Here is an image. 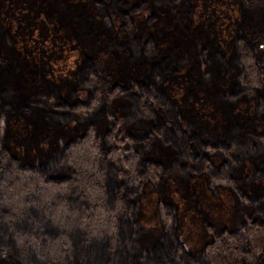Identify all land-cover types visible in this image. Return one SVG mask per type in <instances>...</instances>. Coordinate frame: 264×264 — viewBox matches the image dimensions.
Wrapping results in <instances>:
<instances>
[{
  "label": "trees",
  "instance_id": "16d2710c",
  "mask_svg": "<svg viewBox=\"0 0 264 264\" xmlns=\"http://www.w3.org/2000/svg\"><path fill=\"white\" fill-rule=\"evenodd\" d=\"M165 1L182 41L143 34L145 0H0V264H264V0ZM197 180L226 189L230 224L200 208L188 249Z\"/></svg>",
  "mask_w": 264,
  "mask_h": 264
},
{
  "label": "rangeland",
  "instance_id": "374dc122",
  "mask_svg": "<svg viewBox=\"0 0 264 264\" xmlns=\"http://www.w3.org/2000/svg\"><path fill=\"white\" fill-rule=\"evenodd\" d=\"M52 0H48V4H52ZM257 1L254 2L253 5V17L256 22H261L263 16L258 14L256 10ZM152 13L153 15H149ZM133 19L138 24V28H142L143 34L147 31H150L154 36H163L162 40L165 43L171 44L174 40H183L187 38V30L183 28L185 26V18L183 15L182 7L173 6L172 8L165 0H145L144 7L140 9L137 13L133 15ZM91 42L83 43V46H93L92 53L97 54L99 45H102L105 42V38L103 36H99L97 39H91ZM261 53L264 55V46L260 47ZM99 59L101 60L103 65H110V58L107 56L99 55ZM20 92H28V91H20ZM22 133L17 137L13 132H11L8 137V141L12 147L19 149L18 141L25 136L28 131V127L26 130V126H23L19 129ZM9 131L7 130L6 133ZM44 129L40 127H36L31 131L30 136L34 138L26 142V149H23L22 152L25 155H31V147L34 145L36 147L38 142L41 141V135H44ZM35 141V144L33 142ZM43 146H46L45 141L43 142ZM35 151V148L34 150ZM196 188L199 189V207L194 208L192 204V200L189 198H184L179 202L178 208V220H179V233L180 237L188 249H194L197 247L205 238L208 237V234L205 232L201 219L203 218L202 212L198 211L200 208H203L206 214V210H208V214L211 216L213 220H215L216 225H220L222 223H229V201L230 196L228 195L225 188L220 187L217 195H213L210 191H207L201 180H197L195 182ZM220 192V195H219ZM219 195V196H218ZM138 218L140 222L144 226H154L157 229L158 226V217L155 211V201L154 194L152 190L146 189L143 194L140 196V208ZM222 222V223H221ZM151 232H155L151 231ZM150 233L149 236H151ZM147 235V236H148ZM155 235V233H154ZM148 236V238H149ZM145 241L147 238L144 239Z\"/></svg>",
  "mask_w": 264,
  "mask_h": 264
}]
</instances>
